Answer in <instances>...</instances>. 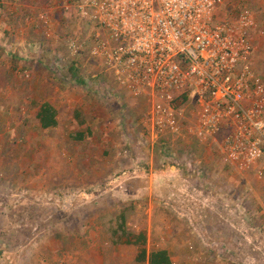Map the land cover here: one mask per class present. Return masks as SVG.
<instances>
[{
	"label": "rangeland",
	"instance_id": "1",
	"mask_svg": "<svg viewBox=\"0 0 264 264\" xmlns=\"http://www.w3.org/2000/svg\"><path fill=\"white\" fill-rule=\"evenodd\" d=\"M62 1L41 0L31 19L24 15L4 22L10 27L21 24L24 27L17 30L23 32L0 31V264H140L135 262L136 248L115 243L113 231L122 215L129 231L147 232L149 251L167 250L174 264H264V179L231 166L223 155V175L219 169L198 171L190 160L205 157L206 145L195 139L191 150L185 141H173L175 136L159 141L141 136L140 121L151 106L149 99L142 98L137 113L128 109L135 106L133 98L117 95L106 100L116 83L103 61L90 53L95 30L76 13L68 20ZM4 12L0 3V17ZM242 13L254 19L249 30L251 63L264 79V0H232L220 18L236 20ZM42 14L49 25L41 21ZM30 20L39 39L33 38L34 29H27ZM68 39L85 42L79 54H71ZM47 42L56 49L44 57ZM27 55H36L37 62L22 65ZM73 66L89 79L79 81L87 103L118 107L100 127L110 121L121 129L112 148L115 161L100 166L96 188L82 193L76 178L82 165L77 144L64 143L57 135L54 143L46 136L36 117L46 98H28L34 70L61 81ZM12 81L22 83L23 96L1 91L12 88ZM74 106L65 110L63 119L74 116ZM185 108L189 124L195 109L191 102ZM94 234L99 238L95 242L81 239Z\"/></svg>",
	"mask_w": 264,
	"mask_h": 264
},
{
	"label": "built area",
	"instance_id": "2",
	"mask_svg": "<svg viewBox=\"0 0 264 264\" xmlns=\"http://www.w3.org/2000/svg\"><path fill=\"white\" fill-rule=\"evenodd\" d=\"M231 1L63 0L61 9L92 25L90 53L117 85L133 97L147 96V133L206 143L221 137L230 164L264 179V79L251 63L254 19L248 13L221 19ZM67 44L73 55L85 46ZM190 102L195 119L188 124Z\"/></svg>",
	"mask_w": 264,
	"mask_h": 264
},
{
	"label": "crops",
	"instance_id": "3",
	"mask_svg": "<svg viewBox=\"0 0 264 264\" xmlns=\"http://www.w3.org/2000/svg\"><path fill=\"white\" fill-rule=\"evenodd\" d=\"M41 0H0V3H2L3 8H5L4 15L2 14L0 17V31H3L4 29L9 30L11 32L15 31L16 33L23 32L22 30H17V28L24 27L21 24L15 26L13 24L12 27L8 25H4V22L10 21V19H14V21L21 16L24 17V15H28L27 19H31L29 14H31L32 10L34 9V6L38 4ZM38 10V8H36ZM223 9H221L220 13L223 12ZM4 11V10H3ZM36 13V11H34ZM38 13V12H37ZM64 13V12H63ZM67 15V18H71L73 16V13H64ZM37 15V14H36ZM68 18V20H69ZM26 19V18H25ZM223 19V18H221ZM228 19V18H224ZM230 20V19H229ZM13 21V23H14ZM22 22H24L23 19H21ZM33 23L27 29H29L30 33L33 32L35 36L34 39H39L38 36L39 32L38 30H35L34 21L30 20ZM3 29V30H2ZM26 28H24L25 30ZM5 33V31H3ZM29 34V33H28ZM51 44L52 42H47L44 46V57H48L51 55L56 48L49 47L47 45ZM2 53V52H0ZM2 58H6V55L8 56V53L1 54ZM27 59H24L21 61V64L24 66L30 65L32 66L33 63L31 61L37 62V56L36 55H27ZM40 58V57H38ZM1 59V58H0ZM2 59V60H4ZM75 61V60H74ZM1 62V60H0ZM39 63H42L40 59H38ZM44 63V62H43ZM34 65V64H33ZM14 66V65H13ZM17 66V64H16ZM15 66V67H16ZM14 67V68H15ZM71 70H66L64 73L65 75L61 77V81H58L55 77H53L52 74L47 73H41L39 70L32 73V83L30 82L28 87V98L29 99H36L39 97L46 98L43 103L48 102L52 104L58 112L57 120L58 125L53 128L49 129H42L40 123H37V126L42 129L43 133H46V136L48 134L49 138L54 140V143H57L56 138L53 137V135H57V137L61 138V141L64 143H76L77 144V157H80L79 163H82L81 167H79L76 178L79 181L80 184L78 193H82L85 188L88 187L89 190H92L96 188V180L98 178V175L100 176L101 171L99 170L100 166H106V165H112V163L115 161V157L112 152V148L115 146L113 143H116L118 139L120 138V135L118 134L121 130L119 128V123L113 124L110 121H107L105 123L104 127H100V122H102L107 117L115 116L117 113V106L109 103H105L104 105H96L95 103H87L85 99V91H83L79 84V81H85L86 83L88 80L84 79L85 77L82 76V73L79 74V70L76 69L74 66L71 67ZM11 77V76H10ZM16 77V76H15ZM17 79V77H16ZM18 80V79H17ZM56 83H55V82ZM78 81V82H77ZM112 82V81H111ZM4 83V81H3ZM72 83V86L70 85ZM75 83L78 84V87H75L73 85ZM116 83V82H115ZM2 84V83H1ZM22 83L20 82H13L10 86H13L10 88L8 86L7 89H1L2 92H4V95L9 96L13 95L14 97H21L24 95L25 88H21ZM74 86V87H73ZM44 88V89H43ZM6 92V93H5ZM117 95H121L128 97V100H131L129 98L135 99L134 107H128L129 112L131 113L134 109H138L137 106H140L143 99H148L147 96L142 97H133L129 91L126 89L120 87L116 84H114L113 92L109 91L108 93V99L106 100L109 102L111 98H117ZM110 98V99H109ZM143 98V99H142ZM31 101V100H30ZM114 102H117L116 100ZM75 105V106H74ZM90 105H93V110L88 107ZM76 107L77 109L74 110V116L68 115L67 118H62V114L65 113V110H69L72 107ZM127 106V105H126ZM39 109V108H38ZM135 111V110H134ZM70 111H67L69 113ZM138 112L137 110L135 111ZM60 115V116H59ZM86 115V118L84 117ZM90 120L87 122V120ZM38 120V119H37ZM66 120V121H64ZM69 122H68V121ZM143 120V119H142ZM142 120L140 121V125L142 127V135L148 136L152 140H164L163 138H155L149 133H147L143 127ZM62 121V123H61ZM39 122V120H38ZM129 128V127H128ZM127 125L122 124V129L124 131H128ZM122 136L124 135L123 132ZM133 133V132H132ZM172 137V136H171ZM168 138V137H167ZM176 138V137H174ZM170 139V138H169ZM195 139L197 141H200L199 139L191 136L190 138L186 140H182L179 138L174 139L176 140H182L186 142L185 147L189 146V149L192 148L193 140ZM155 141V142H156ZM206 145L205 147V157H191V165L193 167H196L198 171H201L200 168L205 167V169L208 170V173L216 172L219 169V172L221 175H223V168L220 166L221 162V155H223L222 152V140L221 137H219L216 140H213L212 142L206 143L202 142ZM62 143H60L61 145ZM163 145L166 146V142L163 143ZM82 147V149H81ZM166 149V147L164 148ZM192 150V149H191ZM216 152V154H214ZM166 156V155H165ZM164 156V157H165ZM224 156V155H223ZM221 157V158H220ZM225 158V157H224ZM223 160V158H222ZM226 160V159H225ZM92 162V164L90 163ZM228 161L226 160V163ZM229 163V162H228ZM230 164V163H229ZM231 166H234L230 164ZM219 167V168H218ZM86 168L87 170L81 169ZM215 168V169H214ZM205 171V170H204ZM86 172H90L86 175ZM195 172V171H193ZM243 172V171H242ZM245 172H255L254 170H249ZM101 177V176H100ZM83 189V190H82ZM84 241L87 242H95L99 238L96 237V235H88L87 237L81 238ZM123 246V245H122ZM125 247H134V246H125ZM136 248V247H134ZM97 253H99V250H97ZM137 254V253H136ZM136 257V255H135ZM136 262V260H135Z\"/></svg>",
	"mask_w": 264,
	"mask_h": 264
},
{
	"label": "trees",
	"instance_id": "4",
	"mask_svg": "<svg viewBox=\"0 0 264 264\" xmlns=\"http://www.w3.org/2000/svg\"><path fill=\"white\" fill-rule=\"evenodd\" d=\"M57 109L50 103L45 102L40 105L37 111V119L46 130L58 125ZM115 243L123 246H134L137 249L135 260L140 264H174L172 257L167 250H148V236L145 230L138 232L129 231L126 228L125 218L122 215L120 225L113 231Z\"/></svg>",
	"mask_w": 264,
	"mask_h": 264
}]
</instances>
